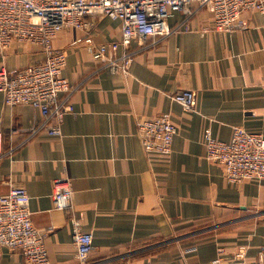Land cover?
I'll return each instance as SVG.
<instances>
[{"label": "crops", "instance_id": "0c3cea01", "mask_svg": "<svg viewBox=\"0 0 264 264\" xmlns=\"http://www.w3.org/2000/svg\"><path fill=\"white\" fill-rule=\"evenodd\" d=\"M247 28L213 29L199 8L181 30L153 47L121 44L119 20L100 19L91 30L96 45L121 56L134 52L129 73H112L87 47V32L64 30L55 40L67 53L63 76L72 88L75 113L62 134L29 129L41 118L30 105H6L0 93L3 147L0 195L12 184L26 188L33 225L46 233L51 264H79L73 220L93 234L89 264H259L264 246V181H228L223 167L206 158L204 130L230 141L242 126L264 134V13H244ZM185 15L175 12L169 25ZM116 46V47H114ZM45 54L15 43L0 57V68H22ZM197 93L196 111H184L171 95ZM67 95L62 93L60 98ZM171 113L177 126L169 154L146 153L137 121ZM67 177L72 207L55 210L56 179ZM238 246L247 247L235 262ZM0 264H28L4 249Z\"/></svg>", "mask_w": 264, "mask_h": 264}, {"label": "built area", "instance_id": "2783aa9c", "mask_svg": "<svg viewBox=\"0 0 264 264\" xmlns=\"http://www.w3.org/2000/svg\"><path fill=\"white\" fill-rule=\"evenodd\" d=\"M205 8L213 19V29L230 33L247 28L244 13H264V0H0V57L15 44H26L45 54V58L22 68H0V93L6 105H30L40 111L41 118L29 129V138L40 132L51 136L62 134V123L67 114L75 113L71 101L78 87L72 88L63 76L67 53L57 48L55 40L64 30L83 29L88 49L95 60L103 62L112 73H129L134 52L121 56L109 53L106 45H96L91 30L103 18L119 20L123 30L120 42L128 47L134 41L141 48L153 47L181 30L189 31L188 20L199 8ZM175 12L185 15L177 27L169 25ZM116 47V46H114ZM65 98L60 95L66 93ZM171 98L184 111H196L197 93L180 90ZM177 126L171 113L137 121V135L146 153L169 154L172 151ZM0 129V160L13 151L3 147ZM203 141L206 158L223 167L229 182L264 181V134L242 126L233 129L230 141L213 136L210 128L204 130ZM52 199L55 210L72 207L73 189L67 177L56 179ZM30 196L25 187L12 184L10 190L0 195V256L4 249L19 252L28 264H51L45 244L46 233L32 222L29 208ZM73 239L79 264H89L93 251V234L83 230L78 220H73ZM247 247L238 246L234 261H244ZM259 264H264V246L257 254ZM214 263L220 264V258Z\"/></svg>", "mask_w": 264, "mask_h": 264}]
</instances>
